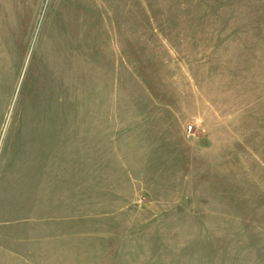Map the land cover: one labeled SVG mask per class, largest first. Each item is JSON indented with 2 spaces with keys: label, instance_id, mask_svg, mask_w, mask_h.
Returning <instances> with one entry per match:
<instances>
[{
  "label": "rangeland",
  "instance_id": "obj_1",
  "mask_svg": "<svg viewBox=\"0 0 264 264\" xmlns=\"http://www.w3.org/2000/svg\"><path fill=\"white\" fill-rule=\"evenodd\" d=\"M0 264H264V0H0Z\"/></svg>",
  "mask_w": 264,
  "mask_h": 264
}]
</instances>
